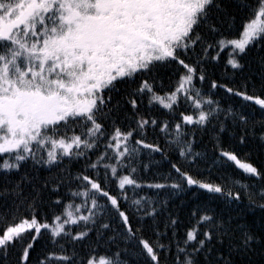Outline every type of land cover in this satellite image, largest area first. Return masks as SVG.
<instances>
[{
    "label": "snow or ice",
    "instance_id": "snow-or-ice-1",
    "mask_svg": "<svg viewBox=\"0 0 264 264\" xmlns=\"http://www.w3.org/2000/svg\"><path fill=\"white\" fill-rule=\"evenodd\" d=\"M0 264H264V0H0Z\"/></svg>",
    "mask_w": 264,
    "mask_h": 264
}]
</instances>
